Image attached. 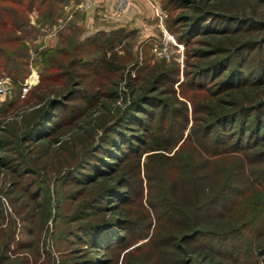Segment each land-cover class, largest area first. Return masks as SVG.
Listing matches in <instances>:
<instances>
[{
	"label": "rangeland",
	"instance_id": "1",
	"mask_svg": "<svg viewBox=\"0 0 264 264\" xmlns=\"http://www.w3.org/2000/svg\"><path fill=\"white\" fill-rule=\"evenodd\" d=\"M84 1L69 0L56 24L35 8L22 32L0 28L1 47L27 55L29 62L22 86L14 74L0 71V81L10 86L8 93H0V246L14 235L9 260L2 264H264L262 140L256 142L251 134L239 137L240 121L205 132V107L217 99L215 92L235 67L234 60L221 73L208 74L203 87L189 78L201 64L224 55L227 47L217 42L264 37V0H237L244 15L260 22L249 30L211 17L202 24L205 34L186 42L178 41L187 27L181 17L195 0H154L157 10L151 6L143 11L140 23L129 19V9L107 30L122 37L115 49L117 69L110 72L98 66L101 50L89 41L101 31L87 29L84 13L93 8H75ZM204 1L212 5L217 0ZM204 1L196 0L200 6ZM225 26L228 32H209ZM15 37L21 40L10 43ZM239 60L252 83L259 64L264 66V47L243 49ZM47 64L50 72L42 70ZM42 74L49 82H42ZM243 80L237 90H244ZM70 90L72 98L46 127L56 143H21L17 130L25 129L50 99ZM98 90L102 93L96 98ZM185 91L198 102L196 114ZM143 94L157 103L147 101L141 105L144 112L126 118ZM194 123L198 126L191 133ZM105 136L112 140L102 142ZM155 138L167 141L165 160L157 154ZM87 151L107 161L106 172L92 184L80 174L92 176V167L78 166ZM10 159L15 174L5 165ZM18 179L22 183L16 186ZM118 179L125 183L119 188L126 200L116 198L111 207L113 202L100 194ZM36 192L39 197L34 198ZM119 217L129 222L115 234H121L120 244L97 249L82 237L87 223L107 227L106 221ZM196 229L202 231L194 233ZM186 234L190 236L182 242Z\"/></svg>",
	"mask_w": 264,
	"mask_h": 264
},
{
	"label": "trees",
	"instance_id": "2",
	"mask_svg": "<svg viewBox=\"0 0 264 264\" xmlns=\"http://www.w3.org/2000/svg\"><path fill=\"white\" fill-rule=\"evenodd\" d=\"M3 4H0V28H6L11 29L13 32L20 31L22 32L23 27L26 23L29 22L28 14L31 12V10L37 8L40 10V12L44 11L43 15L46 20L51 21L52 23L56 24L58 22V19H60L62 12L65 8V6L68 4L69 0H40V3H37V0H1ZM204 1V0H199ZM231 1V2H230ZM239 2L237 0H229L228 2L224 0H217L215 3H212V5H209V1H204V3L200 6L199 2L197 3L196 0L193 2H190L188 4V10L189 13H185L183 18V21L186 24V28L184 32L181 33L180 37H178V41L186 42V41H193L194 38H196L199 34H205V31H203V22L205 20H208L209 18H214L216 20H221L225 23H236L240 26H246V29H250L253 26H256L257 23H260L258 20H256L252 16L244 15L245 9H241L239 7ZM263 24V23H262ZM228 27H224L223 29L218 28H211L209 32H220L225 33L228 31ZM239 28V27H237ZM111 31L107 32V30H101L95 33L94 36L89 38V41H92V45L95 47H99V50H101V54L98 57V66L104 70V71H114L117 69L118 66V55L116 49V44L120 43L119 40H122V37H115L116 33ZM207 34V33H206ZM232 36V35H230ZM21 40V38L15 37L13 40H10V43L12 42H18ZM198 41V40H197ZM219 46H226V51L222 57L219 59H216L215 61H210L207 63H203L197 68V70L194 73L189 74V78H191V82L193 81L194 84L198 85L199 87H203L204 81L208 74H218L221 73L224 68L231 62V60H234L235 67H233L229 72L227 73L224 80L220 83L218 89L215 92V96H217V99L212 104L205 105L206 107V115L207 119L205 120V132L208 134L210 132H213L218 127L223 129H226L228 124H235L236 122L240 121L241 126L238 130L239 137L243 136L245 137L246 134H251L250 137L255 136L256 142L262 140V144L264 145V120L261 115L262 112H264V66L261 62L259 65L262 66L259 68V73L255 80L252 83H249L246 78V73H244L242 67L243 64L240 63L239 56L243 52V49H254L256 47L263 48L264 47V37L259 39H245L244 37H237L234 39H230L228 43L226 41H219L217 42ZM1 44L3 42H0V71H7L9 74H14V79L16 82L20 83L21 86L23 85L22 81L27 77L28 75V68L29 62L27 59V55H19L16 53V55L13 53L11 48L8 47V49H4L1 47ZM96 44V45H94ZM117 44V45H118ZM11 46V45H10ZM53 53L54 51H49ZM47 52H42L40 55H46ZM239 67V68H238ZM241 68V69H240ZM51 67L49 64L47 66L44 65L43 69L44 71L50 72ZM258 69V68H257ZM160 77L157 79V83H159V79L164 76L163 72L160 73ZM244 76V90H237V86L239 82L241 83V80ZM42 82H49V77L47 75L42 74ZM202 81V82H196V81ZM78 84V83H76ZM248 85V86H247ZM247 86V87H245ZM158 88V84H157ZM226 90H235L230 92L223 93V89ZM240 89V88H239ZM157 90V89H156ZM239 91V92H238ZM74 91H68L66 94L61 95L60 97L54 99H50L42 108L38 109L37 114L35 118L27 125V127L24 129H18L19 131L18 135L20 137V142L26 143V142H34L36 145H39L41 142L47 140L48 144L54 145L56 143L57 138H53L50 136V134H47L48 131H46V127L50 126V123L53 122V116L54 113L59 110L60 108L64 107V104L68 102L72 98V94ZM186 92V93H185ZM184 92V97L187 98L189 101L194 103V109L193 112L196 114L201 109L198 107L197 100L195 101L193 98H191L187 91ZM236 92V93H235ZM102 92L98 90L93 95L96 98L100 96ZM186 94V95H185ZM149 98L153 97H146L145 94L141 95L139 98L136 99V101L133 102V105L131 106V109L128 110V115L126 118H131L130 116L135 117V114H139L140 112H144V109L141 105L146 104ZM239 99V101H237ZM240 102V103H239ZM251 103V105H243L244 103ZM151 103H157V102H150ZM162 104V103H161ZM165 105V104H163ZM242 105V106H239ZM239 106V107H238ZM189 115L186 117L188 118ZM125 117H122L121 120H124ZM194 118V116L192 117ZM198 121H202V119L197 117ZM135 121V119H132ZM193 120V119H192ZM127 121V120H125ZM83 122V121H82ZM250 124V126H249ZM194 123V127H192V131L196 129L198 125ZM82 126V124L80 125ZM82 128V127H80ZM223 129V130H224ZM113 133V132H112ZM111 133V134H112ZM108 136V135H107ZM191 136L189 133L186 134V136L182 139L185 141L186 137ZM249 137V138H250ZM107 137L101 138L102 142L105 141ZM125 139V137H123ZM239 139V138H238ZM108 142L112 140L111 138L106 139ZM245 140V138H244ZM121 141V140H120ZM119 141V142H120ZM10 142V141H7ZM11 143V142H10ZM124 143V142H123ZM167 141L164 139L155 138L154 144L155 148L159 151L157 154L161 155V158L164 159L165 156L162 155L163 151H167L166 146ZM133 147V145L131 144ZM94 150L96 152H100L101 150L96 149ZM264 153V151H262ZM106 154V153H105ZM86 157L84 160H81L78 163L79 167H83L85 165V170L87 167H92V171L94 174L88 175V173H80L83 175V182L92 184L95 180H99L101 175L104 174L105 167L104 165L107 163V161H102L100 157H97V154L92 153V151H87ZM11 158V157H9ZM95 159V163H91V161L88 160ZM165 160V159H164ZM13 161V159H10L5 165L11 166L13 173H17V169H15L10 163ZM86 164H89L86 166ZM9 169V168H8ZM84 170V171H85ZM27 172V171H26ZM76 172H79L76 170ZM88 172V171H86ZM104 172V173H103ZM70 173H72L70 170L68 171L66 180L68 179ZM66 174V173H65ZM19 176V175H18ZM65 176V175H64ZM63 179V180H65ZM22 181L18 179L14 185L19 186ZM13 185V186H14ZM125 185L122 180L118 179V182L111 186L110 188H107L105 193L100 194L103 196V199H107L108 202H113L116 198H119L120 201L126 200V197L124 196V193L120 191V186ZM30 187V185H29ZM26 188V190L29 189ZM40 188V187H39ZM122 188V187H121ZM87 190V189H86ZM105 190V189H104ZM112 190V191H111ZM109 194V195H108ZM105 196V197H104ZM39 197V192H36L34 194V198ZM90 209L94 208V203H91ZM114 202L110 205H112ZM96 205V203H95ZM110 209V208H109ZM115 209V208H113ZM58 218L60 215L57 216ZM122 222V227H117L118 225L115 224V222ZM57 222V219H56ZM108 226L103 225L104 222L92 224L91 222L87 223L85 226L82 227L83 230V238L88 237V242H90L93 247H96L97 249L105 248L110 249L114 245H118L123 241V238H121V234H117L118 236H115L117 230L126 229L125 226L129 224V222L125 218H116V221H106ZM121 224V223H120ZM202 230L196 229L194 233L201 232ZM14 233V232H13ZM193 233V234H194ZM192 234V233H190ZM190 234L184 235L181 240L182 242H185V240H188V236ZM14 238V235L10 238H5V241L0 246V250H2L1 253H4L3 255H0V264L2 262H7L9 259L7 252L10 247V242ZM84 240V239H83ZM62 264H67L66 261H63ZM83 264V263H82ZM88 264V263H84ZM91 264V262H90ZM187 264H190L187 262Z\"/></svg>",
	"mask_w": 264,
	"mask_h": 264
},
{
	"label": "crops",
	"instance_id": "3",
	"mask_svg": "<svg viewBox=\"0 0 264 264\" xmlns=\"http://www.w3.org/2000/svg\"><path fill=\"white\" fill-rule=\"evenodd\" d=\"M115 2L116 0H96L93 10L84 13L86 20H88L87 29L109 30L110 28H113L114 26L111 23H114L113 8ZM151 6L153 9L156 8L157 10L154 0H134L132 7L130 8L129 19L134 20L136 23L142 22L145 18V15L142 16L143 11L146 12V9Z\"/></svg>",
	"mask_w": 264,
	"mask_h": 264
},
{
	"label": "built area",
	"instance_id": "4",
	"mask_svg": "<svg viewBox=\"0 0 264 264\" xmlns=\"http://www.w3.org/2000/svg\"><path fill=\"white\" fill-rule=\"evenodd\" d=\"M133 0H116L114 8H113V18L117 21H121L124 16L127 14V12L130 9V6L132 4ZM96 0H85L80 5L75 6V8H82V9H91L95 6ZM165 50L167 51V47H165ZM156 51H159L158 48H156ZM163 51L160 52L162 55ZM10 91V86L6 81H0V93L6 94ZM25 92H27V89H25Z\"/></svg>",
	"mask_w": 264,
	"mask_h": 264
},
{
	"label": "bare ground",
	"instance_id": "5",
	"mask_svg": "<svg viewBox=\"0 0 264 264\" xmlns=\"http://www.w3.org/2000/svg\"><path fill=\"white\" fill-rule=\"evenodd\" d=\"M36 81V77H32L30 83L33 84Z\"/></svg>",
	"mask_w": 264,
	"mask_h": 264
}]
</instances>
